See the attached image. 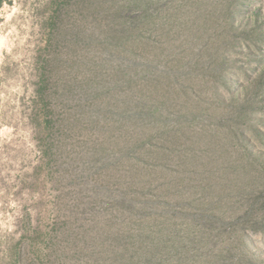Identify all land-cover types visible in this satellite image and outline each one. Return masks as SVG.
Here are the masks:
<instances>
[{
  "label": "rangeland",
  "instance_id": "1",
  "mask_svg": "<svg viewBox=\"0 0 264 264\" xmlns=\"http://www.w3.org/2000/svg\"><path fill=\"white\" fill-rule=\"evenodd\" d=\"M146 1L111 113L77 71L93 49L65 32L93 17L66 19L54 90L81 88L48 169L34 102L48 0L0 8V264H39L38 249L47 264H264V0ZM134 166L154 184L112 180Z\"/></svg>",
  "mask_w": 264,
  "mask_h": 264
},
{
  "label": "trees",
  "instance_id": "2",
  "mask_svg": "<svg viewBox=\"0 0 264 264\" xmlns=\"http://www.w3.org/2000/svg\"><path fill=\"white\" fill-rule=\"evenodd\" d=\"M4 2L5 0H0V8ZM48 5L50 14L47 22L50 33L43 52L38 55V82L34 97L36 120L43 137L42 152L46 159L45 169L54 165L63 132H67L75 124L76 118L74 119L71 113L63 115L59 107L60 105L65 107L75 102L77 92L81 88L78 78L65 80L63 82L64 87H62L65 94L59 96L60 99L56 97L55 88H57L62 75H59V80H57L53 63L58 60V50L63 44V36L61 38L60 36L62 28L65 27L66 19L71 16L72 11H78L82 21H84L83 18L89 21L90 14L93 17L89 21L90 25L83 26L80 22V26L74 35L72 30L70 33L65 29V32H67L66 37L68 39H70L69 34H71V40L74 44H78V48L86 44L93 49L90 57L79 60L77 71L80 73V68L82 71L91 69L90 72L96 80L92 81L93 86L90 95L94 102H98L96 104L98 110L106 105L105 110L111 113L112 104L114 102L119 103V101L116 96L111 94L112 89L116 86L111 85L110 79L125 75L130 63L135 62L131 57L125 56L124 51L131 50L138 53L137 51L142 44L139 38L142 35V30L146 27L145 22H147L142 17L140 10L146 11L147 5L150 4L146 0H48ZM131 44L134 46L133 48H130ZM98 115L100 118L102 117L101 113ZM102 121L99 119V124ZM112 129H116L115 126ZM132 171L133 176H115L112 180L120 184L129 179V190H140L144 185L149 187L154 184L151 178L144 177L142 167L134 166ZM50 174L52 175V173ZM28 226L35 233L41 231L40 226L34 225L31 213L26 229ZM56 234L55 232L49 233L53 238ZM44 257L45 255L38 249L39 264H47ZM114 257L117 258L116 263L121 262V254L116 255L114 253ZM14 264H25L20 252L15 253Z\"/></svg>",
  "mask_w": 264,
  "mask_h": 264
}]
</instances>
